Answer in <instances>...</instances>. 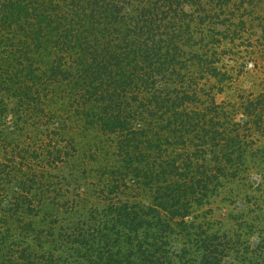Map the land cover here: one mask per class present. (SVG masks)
I'll use <instances>...</instances> for the list:
<instances>
[{
  "label": "trees",
  "instance_id": "1",
  "mask_svg": "<svg viewBox=\"0 0 264 264\" xmlns=\"http://www.w3.org/2000/svg\"><path fill=\"white\" fill-rule=\"evenodd\" d=\"M254 1L0 0V264H264V208L226 227L198 213L220 187L209 162L235 177L240 165L264 161L239 136L240 126L264 136V90L239 97L235 121L203 90L210 77L217 91L228 80L213 42L251 29L243 16L257 15ZM255 19L264 46L263 20ZM216 21L214 33L208 24ZM50 84L65 92L62 113L58 104L46 108ZM14 114L17 122L5 120ZM64 117L109 137L95 206L85 205L92 193L84 187L79 200L59 201L27 184L35 178L17 177L26 118L35 135L55 133ZM65 146L71 153L40 146L43 172L79 157ZM126 179L147 199L106 197Z\"/></svg>",
  "mask_w": 264,
  "mask_h": 264
},
{
  "label": "rangeland",
  "instance_id": "2",
  "mask_svg": "<svg viewBox=\"0 0 264 264\" xmlns=\"http://www.w3.org/2000/svg\"><path fill=\"white\" fill-rule=\"evenodd\" d=\"M252 3L255 5V12L257 15H251V17H249L250 15L243 16L244 19L248 21L252 18L250 21L252 26L251 29L237 31L231 39L221 40L220 38L219 42H213L215 44L213 49L216 51L218 50L216 54V51L214 52V56L218 58L216 67L229 75V77H227L228 80L222 83V88L219 91L212 88L214 79L211 77L204 84L201 81L205 79L198 82V84L204 85L203 90L208 92V95L212 97L215 104H222L226 111L231 112L234 121L241 119L240 117L242 116L241 110L239 109L241 106L239 97L243 96L244 98L247 95L253 96L259 90H264V46H262L263 43L260 42L258 37L259 28L255 26V20H257L255 19L256 16L260 18L261 21L263 20L262 23H264V0H255ZM206 23L205 21L203 24L198 25V27L200 29H206ZM208 25L210 28H213L214 33L222 28V24L218 23V21H216L215 24ZM212 46L213 45H211V50ZM49 86L52 85H47V87ZM52 88H50V92H46L44 95V97L47 96L46 108H51L53 110L55 108L56 110L58 104L57 110L59 109L61 112H58L62 113L63 105L59 107L60 103L58 99L61 98L65 92L60 86L57 88V84L54 87L57 91H51ZM201 94L205 96L204 93ZM27 119L28 118H26L27 126L18 136L21 138L20 144H22V147L20 146L21 148L15 150L16 160L20 161L23 159L22 162L24 164V166H22L23 172L17 173V177L20 178L21 175V178L26 180L27 176L35 178L34 182L26 181L27 184L29 182L30 186H36L37 192L42 194L54 195L55 198L59 196L57 198L59 201L65 199L67 196H69V199L79 200L81 197L79 194L83 193L81 188L84 187L86 190L85 193H92L86 195L85 205L88 206L91 204L95 206L94 204L98 200L100 204L101 199H99L98 184L101 182V179L95 172L100 173V171H102L97 167L103 164L109 165L108 157H111L109 154L112 152L111 144L107 139L109 137H106V135L93 124L84 121L82 118L65 117L63 126L58 128L55 133L50 132L33 135L34 131L31 130L33 125H30L29 119ZM5 120H7V122L18 121L16 114L12 116L7 115V119ZM239 136L251 142L250 144L248 143L250 150L256 148L264 152V136H260L254 131H247L244 126H240ZM67 142H70L72 146L75 147L72 153H78L79 157L74 156L69 159L70 161H64L62 157L65 163L62 161L55 165L56 167L49 168L47 172H43L42 165H38L40 161L36 159V157H38L37 150L40 149V146L44 144L45 147H52V144L58 147L64 146L66 148H64L63 152L71 153L70 148L65 146ZM254 152H256V150ZM246 161L249 162L250 160ZM77 162L79 163L77 164ZM233 162L236 163V160L234 159ZM75 164L78 166V172H74ZM256 164L257 165L249 164V167H246L247 164L240 165L239 168V165L236 166L238 171H231L236 172L235 177L232 176V178V174L229 172L231 169L224 167L222 173H218V170L211 167L212 165L209 162V164H207L209 166L208 169L211 170L212 174L216 175L215 178L220 182V187L217 189V192L208 196V201H205V204L198 209V213L202 216L199 219L203 220V222L208 219L215 227L222 226L223 224L226 227L228 222H232L239 213L246 212L247 215L251 210H255L257 206L264 208V161H257ZM200 166L201 165H199V167ZM71 170L72 174L75 173L74 175L70 174ZM80 170H85L86 175L90 173V178L89 176L84 177L82 173L80 174V172H82ZM76 173H79L78 177H76ZM106 174V176H108V173ZM213 182H215L214 179ZM126 184L127 187H118L116 191L118 193L117 195H112L113 193L108 195L102 193V195L119 200L124 197L139 201L147 199L145 190L142 191L138 189L127 181V179ZM93 187L95 188L94 193L90 191ZM103 189L105 190V187H103ZM41 226L42 225L36 226L35 230ZM23 232L24 231H21V233L19 232L17 237L21 240V244L24 243L22 239H20V237L23 236ZM39 236L42 238L41 235ZM10 241L9 238L7 243H10ZM7 248L12 249L10 244L7 245Z\"/></svg>",
  "mask_w": 264,
  "mask_h": 264
}]
</instances>
